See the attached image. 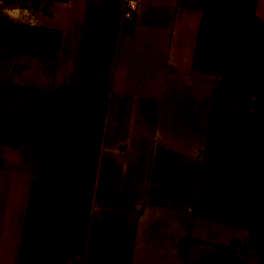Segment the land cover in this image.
<instances>
[{
  "label": "crops",
  "instance_id": "1",
  "mask_svg": "<svg viewBox=\"0 0 264 264\" xmlns=\"http://www.w3.org/2000/svg\"><path fill=\"white\" fill-rule=\"evenodd\" d=\"M0 264H264V0H0Z\"/></svg>",
  "mask_w": 264,
  "mask_h": 264
},
{
  "label": "rangeland",
  "instance_id": "2",
  "mask_svg": "<svg viewBox=\"0 0 264 264\" xmlns=\"http://www.w3.org/2000/svg\"><path fill=\"white\" fill-rule=\"evenodd\" d=\"M4 3H5L4 5H7V6H9V2H6V1H5Z\"/></svg>",
  "mask_w": 264,
  "mask_h": 264
}]
</instances>
